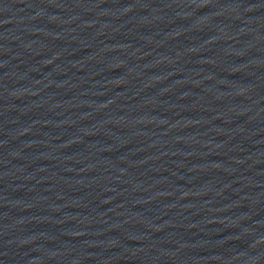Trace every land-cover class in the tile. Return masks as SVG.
Segmentation results:
<instances>
[{"label":"water","instance_id":"1","mask_svg":"<svg viewBox=\"0 0 264 264\" xmlns=\"http://www.w3.org/2000/svg\"><path fill=\"white\" fill-rule=\"evenodd\" d=\"M0 264H264V0H0Z\"/></svg>","mask_w":264,"mask_h":264}]
</instances>
